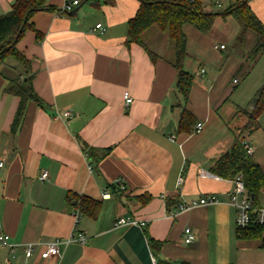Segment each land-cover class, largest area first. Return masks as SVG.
Returning a JSON list of instances; mask_svg holds the SVG:
<instances>
[{
  "label": "crops",
  "instance_id": "crops-1",
  "mask_svg": "<svg viewBox=\"0 0 264 264\" xmlns=\"http://www.w3.org/2000/svg\"><path fill=\"white\" fill-rule=\"evenodd\" d=\"M70 1L41 0L43 7L30 20L33 27L16 44L31 61L33 86L44 106L29 102L15 131L12 122L20 99L4 89L23 71L13 59L2 67L0 158L6 164L0 172V235H9L17 245L10 250L0 243V264H264L262 239L237 235L236 209L230 204L233 178L211 170L237 138V129L247 124L248 114L238 109L250 112V100L264 84V49L250 60L257 34L247 30L237 43L239 21L231 16L214 20L228 22L225 36L239 53L235 62H223L228 65L225 74L233 75L230 84L238 86L242 75L251 76L256 69L246 88L247 102L222 113L230 86L221 81L213 97L210 72L225 66L217 53L208 58L201 46L210 32L214 35L213 26L208 33L183 26L185 69L194 75L185 100L176 87L174 49L167 33L152 27L142 34L155 59L140 44L127 42L129 21L140 0H79L73 11L62 13ZM247 1L264 24V0ZM215 2L224 8L223 0ZM13 3L0 0V16ZM195 38L201 40V49L194 46ZM221 45L215 43L212 49L228 50ZM126 91L133 98L129 105ZM184 107L196 117L191 131L179 128ZM66 111L72 115L64 117ZM197 123L203 124L199 132ZM256 130L248 134L249 141ZM253 157L264 171L254 148ZM44 171L48 176L42 180ZM73 194L97 201L95 214L82 210ZM209 194L218 202L179 210L181 201ZM259 203H264V190ZM76 210L81 213L77 224ZM120 216L146 224L115 226ZM185 227L195 234L190 244L183 241ZM79 233L85 243L61 245L60 258L43 257L46 243ZM23 243L34 244L30 257Z\"/></svg>",
  "mask_w": 264,
  "mask_h": 264
},
{
  "label": "trees",
  "instance_id": "trees-1",
  "mask_svg": "<svg viewBox=\"0 0 264 264\" xmlns=\"http://www.w3.org/2000/svg\"><path fill=\"white\" fill-rule=\"evenodd\" d=\"M113 4L114 0H106ZM140 7L135 16L129 21L128 43L135 42L143 46L152 59L157 56L142 40V34L156 27L161 32L167 33L174 49L173 64L177 71L176 87L185 100H188L194 84V75L185 69L188 57L187 35L183 29L185 24H190L202 33H208L216 17L233 16L241 24V30L236 37V42L241 43L247 30H253L258 38L254 45L250 60L253 61L257 54L264 49V24L251 9L247 0H239L227 9L213 12L205 9L202 0H140ZM43 7L41 0H14L11 10L0 16V75L2 67L9 59L15 60L21 67L23 74L9 79L4 91L19 97V105L15 113L12 130L15 131L22 123L29 102L44 106L43 100L35 92L33 86L34 73L31 61L17 49L16 44L24 31L33 24L30 22L32 15ZM24 25V26H23ZM22 32L17 42L13 41L20 28ZM40 38V33L37 32ZM252 110L238 109L248 114L249 122L245 125L249 134L258 129V118L264 111V84L257 90L250 100ZM196 121L195 115L186 107L183 108L179 120L182 131H191ZM212 172L220 177L234 178L242 174L245 186L250 195H253L255 204L259 203L260 194L264 190V171L253 155L246 153L243 143L235 139L231 147L214 161ZM69 197L71 194H68ZM75 196L82 204V210L94 215L98 209V202L86 197ZM71 198V197H70ZM73 200V199H72ZM71 201V199H70ZM85 205V206H84ZM264 227H252L246 230L237 229V235L242 239H262L264 245Z\"/></svg>",
  "mask_w": 264,
  "mask_h": 264
},
{
  "label": "built area",
  "instance_id": "built-area-1",
  "mask_svg": "<svg viewBox=\"0 0 264 264\" xmlns=\"http://www.w3.org/2000/svg\"><path fill=\"white\" fill-rule=\"evenodd\" d=\"M79 0H73L70 2H67L64 4L61 12L62 13H68L73 11L74 7L79 5ZM96 28H98L100 31H104L105 27L98 23L96 25ZM221 48H224V45H221ZM202 72H204V69H202ZM233 83H238V79H234ZM124 101L126 105H129L133 102V98L130 96L129 92H124L123 94ZM71 111H66L63 113L64 117H70ZM203 128L202 123H197L195 126V131L199 132ZM242 143L244 146V149L247 154L253 155V147L250 144V141L248 137L242 138ZM5 160L0 158V172L5 167ZM48 176L47 172L44 171L40 175V179L44 180ZM201 176H215L213 173L210 172H202ZM233 187L230 194V204L236 209V225L239 230H246L252 227H264V203H258L255 204L253 201V197L249 194L247 191V188L245 186L243 176L242 174H237L233 179ZM183 182V178L180 177L178 181V185H180ZM117 184L119 185L121 190H125L126 186L123 183L121 179H117ZM218 197L214 194L209 195H202L198 198H193L190 200H183L181 201L179 205L180 211H188L200 206L212 204L218 202ZM75 214V223H78V220L81 216V213L79 210H76L74 212ZM76 224L75 229L76 231ZM115 226H128V225H136V226H144L146 223L145 221H140L138 219H135L131 216L124 217L120 216L115 221ZM11 237L7 234H1L0 235V243L10 250H14L16 243H12ZM195 240V234L190 227H185L183 231V241L187 244L192 243ZM78 241L80 243H85L86 237L79 233L77 237L71 236L65 240L61 239H55L53 241H50L46 243L45 250L42 252L43 257L45 258H52V257H61V245H67L70 242ZM23 246L25 248V254L27 257H30L33 254L34 250V244L33 243H23ZM153 261H155V258L153 257ZM5 264H13L11 260H8Z\"/></svg>",
  "mask_w": 264,
  "mask_h": 264
},
{
  "label": "rangeland",
  "instance_id": "rangeland-1",
  "mask_svg": "<svg viewBox=\"0 0 264 264\" xmlns=\"http://www.w3.org/2000/svg\"><path fill=\"white\" fill-rule=\"evenodd\" d=\"M202 2L206 7H208L213 12H217V11H220V9H222L216 5L215 0H202ZM227 3H228V0H223L224 9H227L230 7V6H228ZM231 17H233V16H231ZM233 19H236V18L233 17ZM227 25H228V22H225L224 20H220L219 23H217L215 21L213 28H212L214 31L213 32L214 35L210 32L207 35V40L205 42L202 41L204 43L201 45L202 48L204 49V51L206 52L208 58H210L211 55H215L214 53H217L218 59L220 60V62L223 65H224V63H226V61L235 62L237 57L239 56L237 49L234 48V46H233V42L232 41L229 42L227 40V36H225L226 32H228ZM200 41H201L200 39L197 40L195 38L194 39V46L201 49V46L198 47V45H200L199 44ZM215 43H218V46H220V44L227 45L228 50L224 51V52H222L219 49L213 50L212 46ZM230 51H232V53L230 55H228ZM236 52H237V54H236ZM221 59H222V61H221ZM224 66H225L224 69H215L214 67H212V69H211L212 71L210 72V75L215 79L213 91L211 93L213 97H214V94L219 91L221 81L223 82V84L230 86V93H228L226 95V97H225L226 100L224 101V103H223L224 105L221 108L222 113L226 112L227 110H230L229 108H231L234 104H243L244 105L247 102V99H248L247 94L248 93L246 92V90H247L246 88L248 87L249 81H251L250 79H252V77H254L255 71H256V69H255L251 76H249L250 74L245 75V77H244V75H242L243 78H241V82L239 83V85L233 87L229 81L233 75L232 76L231 75L229 76V74L226 75L225 74L226 69H227L226 67L228 65L225 64ZM224 76H225V80H224ZM197 77L199 78L200 75H197ZM235 112H236V110L234 111V113ZM258 121L260 123V128L258 130H256L251 135L250 141H251L252 147L255 150L256 157L261 162H263V164H264V111L260 114ZM248 122H249V118L247 117L246 123H248ZM237 131H238L237 139L242 140V138L248 137L249 130H248V128H245V125L238 128Z\"/></svg>",
  "mask_w": 264,
  "mask_h": 264
},
{
  "label": "water",
  "instance_id": "water-1",
  "mask_svg": "<svg viewBox=\"0 0 264 264\" xmlns=\"http://www.w3.org/2000/svg\"><path fill=\"white\" fill-rule=\"evenodd\" d=\"M24 26V25H23ZM23 26L20 28V31L18 32V34H17V36L15 37V39H14V41H13V45L17 42V40H18V36H19V34L22 32V30H23ZM252 197H253V195H251Z\"/></svg>",
  "mask_w": 264,
  "mask_h": 264
}]
</instances>
